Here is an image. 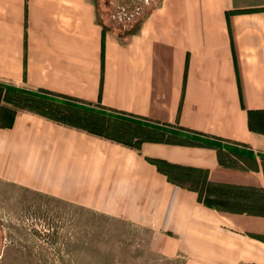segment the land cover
I'll return each instance as SVG.
<instances>
[{"label":"crops","instance_id":"obj_1","mask_svg":"<svg viewBox=\"0 0 264 264\" xmlns=\"http://www.w3.org/2000/svg\"><path fill=\"white\" fill-rule=\"evenodd\" d=\"M22 91L202 142L114 139ZM0 183L128 223L169 263L264 264V0H154L124 33L96 0H0Z\"/></svg>","mask_w":264,"mask_h":264},{"label":"rangeland","instance_id":"obj_2","mask_svg":"<svg viewBox=\"0 0 264 264\" xmlns=\"http://www.w3.org/2000/svg\"><path fill=\"white\" fill-rule=\"evenodd\" d=\"M154 0H96L108 30L127 32ZM22 107L85 126L107 137L177 139L156 126L118 112L97 110L32 92L16 94ZM157 128L152 130L150 128ZM167 133V135H165ZM146 234L128 223L65 201L0 183V264H176L156 258Z\"/></svg>","mask_w":264,"mask_h":264},{"label":"trees","instance_id":"obj_3","mask_svg":"<svg viewBox=\"0 0 264 264\" xmlns=\"http://www.w3.org/2000/svg\"><path fill=\"white\" fill-rule=\"evenodd\" d=\"M170 134L177 137L178 141L185 143H200L202 139L199 137V134L194 132H187L181 130L171 131Z\"/></svg>","mask_w":264,"mask_h":264}]
</instances>
